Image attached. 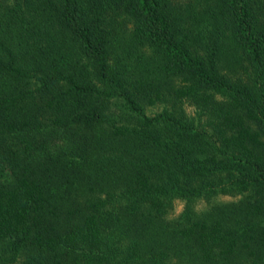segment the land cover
Masks as SVG:
<instances>
[{
	"label": "trees",
	"instance_id": "obj_1",
	"mask_svg": "<svg viewBox=\"0 0 264 264\" xmlns=\"http://www.w3.org/2000/svg\"><path fill=\"white\" fill-rule=\"evenodd\" d=\"M0 170V264H264V0H0Z\"/></svg>",
	"mask_w": 264,
	"mask_h": 264
},
{
	"label": "rangeland",
	"instance_id": "obj_2",
	"mask_svg": "<svg viewBox=\"0 0 264 264\" xmlns=\"http://www.w3.org/2000/svg\"><path fill=\"white\" fill-rule=\"evenodd\" d=\"M181 1H185V2H189L191 0H181ZM185 110L186 113L190 116H194L195 113V108L193 106H191L190 104H187L185 106ZM160 111V108H156L154 110H151L149 113H155ZM9 178V174L7 171H2L0 170V181H6ZM236 200L235 198H231V197H217L215 199H212L210 202L209 201H201L196 203L195 207L198 211H206L209 207L215 205V204H224L227 202H231ZM184 209V204L182 202H177L176 205V214L178 215L179 213H181Z\"/></svg>",
	"mask_w": 264,
	"mask_h": 264
}]
</instances>
